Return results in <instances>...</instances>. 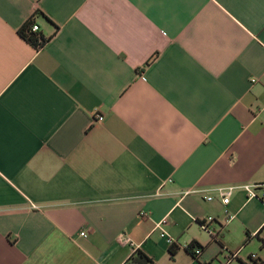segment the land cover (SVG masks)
<instances>
[{
    "label": "crops",
    "instance_id": "obj_1",
    "mask_svg": "<svg viewBox=\"0 0 264 264\" xmlns=\"http://www.w3.org/2000/svg\"><path fill=\"white\" fill-rule=\"evenodd\" d=\"M244 185H264V0H0V264H264Z\"/></svg>",
    "mask_w": 264,
    "mask_h": 264
},
{
    "label": "built area",
    "instance_id": "obj_2",
    "mask_svg": "<svg viewBox=\"0 0 264 264\" xmlns=\"http://www.w3.org/2000/svg\"><path fill=\"white\" fill-rule=\"evenodd\" d=\"M32 31L39 32L40 27L34 23L32 27ZM104 121V117L98 116L96 123H102ZM243 189L246 191L248 198L249 199H257L261 201L264 205V185H244ZM236 190V187H221L217 189L218 197L221 200L223 205H228L230 203V199ZM207 201H213L214 197L209 196L206 198ZM214 218L213 217H208L204 219L203 222L200 223L201 228L206 231L214 240L219 238V230H216L215 228L212 227V224L214 223ZM166 221H162L157 223L156 228L162 229V227L165 225ZM81 236L86 237V233H81ZM165 236V233L162 232V237ZM119 242L121 244H132L128 238L125 236L119 237ZM170 245H173L175 241L173 239L168 240ZM194 255L199 259L202 255V249L201 248H194ZM229 256V257H228ZM227 259L223 262H220L219 264H230V261L235 259L237 257L236 253H230L228 254ZM257 255H253L252 259H256Z\"/></svg>",
    "mask_w": 264,
    "mask_h": 264
},
{
    "label": "trees",
    "instance_id": "obj_3",
    "mask_svg": "<svg viewBox=\"0 0 264 264\" xmlns=\"http://www.w3.org/2000/svg\"><path fill=\"white\" fill-rule=\"evenodd\" d=\"M34 21L31 20L22 30H20L19 35L22 39H24L28 44L33 46L36 49H39L43 47L48 39L44 37L42 34H39L38 32H33L32 27H33ZM200 248L199 246L192 245L190 246V249L193 250L194 248ZM140 258L144 260L143 264H151L150 260L143 254H140Z\"/></svg>",
    "mask_w": 264,
    "mask_h": 264
}]
</instances>
